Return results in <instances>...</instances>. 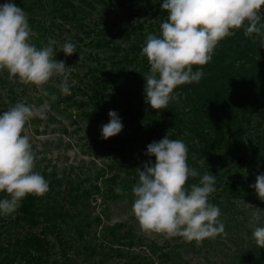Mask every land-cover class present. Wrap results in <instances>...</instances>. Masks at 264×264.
Returning a JSON list of instances; mask_svg holds the SVG:
<instances>
[{
  "label": "trees",
  "instance_id": "16d2710c",
  "mask_svg": "<svg viewBox=\"0 0 264 264\" xmlns=\"http://www.w3.org/2000/svg\"><path fill=\"white\" fill-rule=\"evenodd\" d=\"M162 3L163 0L16 3L29 16L36 10L41 17L28 18L36 34L31 43L38 49L47 46L53 36L54 58L66 56L60 50L69 38L77 47L73 57L78 60V52L83 53L81 61H87L86 67H75L78 63H74L68 82L71 94L63 95L57 86L47 90L57 96L55 107L65 112L75 110L85 119L100 122L95 133L104 156L111 162L104 164L103 172L99 171L94 181L89 180L88 186L83 180L77 182L69 177L63 181L42 175L49 184L45 195L23 198L16 217L0 214V264H54L57 261L51 258L57 246L64 264H78L75 259L69 261V250L83 254L85 264H93L87 258L95 255H100L99 264H103L110 254L118 256L122 264L136 261L130 248L140 246L142 240L135 238L130 229L124 231V223L103 226L97 242V226L102 220L101 215L93 214L92 204L100 200L107 207L132 191L139 179L137 168L142 169L149 160L155 163V157L146 154L147 146L165 135L182 140L188 147V165L199 173L188 179L189 187L198 184L205 173L216 176V191L209 202L220 208L225 231L236 232L239 221L246 223L244 231L234 237L240 238L234 264H264V248L257 246L250 223L256 208L264 216V201L250 187L257 175L264 174V37L247 36L240 29L220 41L210 63L202 68L193 66V71L205 74L200 82L178 86L174 91L179 99L171 101L168 109L157 111L145 102L143 76L150 72V65L142 48L149 34H162L160 25L168 15L161 9ZM109 111L118 114L123 129L104 139L99 131L109 122ZM98 175L103 177L101 186ZM5 198L7 194L0 193V199ZM122 240L128 243L122 244Z\"/></svg>",
  "mask_w": 264,
  "mask_h": 264
},
{
  "label": "clouds",
  "instance_id": "9594fccd",
  "mask_svg": "<svg viewBox=\"0 0 264 264\" xmlns=\"http://www.w3.org/2000/svg\"><path fill=\"white\" fill-rule=\"evenodd\" d=\"M161 9L167 20L160 25L161 36L149 34L142 54L150 65L144 77L145 102L154 110L168 109L171 101L179 99L174 90L181 85L199 83L204 77L202 68L211 62L220 41L244 29L245 35L264 37V0H163ZM33 35L28 15L12 0L0 5V70H7L8 78H18L24 84L35 85L46 98L40 111L51 108L57 96L43 86L53 77H60L56 85L63 95H70L69 67L63 60L53 59L55 41L38 49L31 43ZM264 47V39L261 40ZM77 50L66 39L61 50L70 56ZM37 110L18 102L0 115V214L16 212L27 195L43 196L49 191L44 177L34 171L36 155L30 143L27 124ZM102 125V137L119 134L123 125L115 111ZM148 156L155 157L137 168L138 183L132 188V212L141 228L149 236L181 237L199 246L205 239L226 235L218 206L209 202L216 191V176L205 173L198 184L190 187L187 181L199 173L188 165V147L178 139L165 135L147 146ZM258 198L264 201V174L256 176L254 185ZM119 192V189H117ZM245 208L249 204L243 202ZM262 210L251 213L252 236L259 248H264V226H257Z\"/></svg>",
  "mask_w": 264,
  "mask_h": 264
},
{
  "label": "rangeland",
  "instance_id": "374dc122",
  "mask_svg": "<svg viewBox=\"0 0 264 264\" xmlns=\"http://www.w3.org/2000/svg\"><path fill=\"white\" fill-rule=\"evenodd\" d=\"M20 1L23 4L38 0H12L15 4L20 3ZM5 2L6 0H0V5ZM27 15L30 20L41 18L36 10L31 16L29 13ZM32 32L31 40L36 35L33 30ZM50 40L54 41V37L50 36ZM82 57L83 53L78 52V60L73 55L62 58L61 56L59 58L53 57V59L63 60L66 67H69L68 82H70L74 63H78L75 67H86L87 61L82 64ZM6 71L0 72V115L18 102H23L37 110V115L26 126L30 143L36 155L34 171L44 175V177L63 179V181L69 180V177L77 182L83 180L88 186L89 180L94 181L98 172L104 170V164L111 162L110 157L104 156V148L95 133L100 122L96 123L92 119H85L82 114H78L75 110L65 112L63 108L55 107L53 102H50V110L41 112V106L46 99L41 91L33 84L20 82L18 78L10 80L9 75L4 73ZM57 82L61 83V78L53 77L43 87L52 88L59 85ZM99 135L102 136V131H99ZM97 181L98 185L101 186L103 183L102 175H98ZM134 199V194L129 191L110 202L107 207H104L100 200L92 204L93 214L101 215L102 220V223L97 226L99 232V235H96L97 242L102 236L101 228L103 226H113L121 222L125 224L124 231L130 229L135 238L142 240L140 246L133 245V248H130L133 252L132 255L137 256L136 261L132 264H234L236 262L237 245L240 243V238H235L239 236L237 232L242 233L244 231L246 223L239 221L236 232L225 231L226 235L217 236L215 239H205L199 246L195 241L187 242L181 237L169 239L162 235L149 236L141 230L132 212ZM247 209L249 208L247 207ZM18 212L19 208L11 216L16 217ZM9 216L2 217L7 218ZM261 222H264V216H261ZM95 229L96 225L93 227V230ZM121 243H128V240H122ZM114 246L118 247V245ZM166 255H169L170 258H166ZM67 256L70 262L75 259L78 264H85L83 254L76 255L74 250H69ZM51 259L57 261L54 264H64L61 262V251L58 246L55 248ZM99 260L100 255L87 258V261L93 264H99ZM103 264H122V261L118 256L110 254L109 257L105 258Z\"/></svg>",
  "mask_w": 264,
  "mask_h": 264
}]
</instances>
